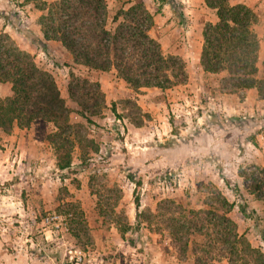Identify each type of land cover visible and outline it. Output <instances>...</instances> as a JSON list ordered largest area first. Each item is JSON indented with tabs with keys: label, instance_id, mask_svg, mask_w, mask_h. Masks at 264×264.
Masks as SVG:
<instances>
[{
	"label": "rangeland",
	"instance_id": "rangeland-1",
	"mask_svg": "<svg viewBox=\"0 0 264 264\" xmlns=\"http://www.w3.org/2000/svg\"><path fill=\"white\" fill-rule=\"evenodd\" d=\"M126 1L106 0L109 23L118 8L128 5ZM131 1L142 2L152 13L150 35L162 53L184 60V83L135 92L114 70L73 64L58 42H49L43 52L1 16L12 9L39 34L41 12L29 0H0V33L8 34L37 66L52 74L70 109V121L79 123V134L98 148L82 167L75 146L71 166L61 169L45 138L49 124L36 122L29 129L14 127L0 135V264H194L190 248L177 254L172 246L164 213L176 205L201 207L211 185L234 203L230 217L238 232L264 254V238L254 221L239 212L232 190H240L264 229V207L245 190L238 175L248 165L264 164V102L257 104L251 96L250 103L239 109L222 105L220 76L203 71L198 26L189 21L203 15L198 0H180L184 24L163 0ZM229 3H243L256 15L252 29L259 41L258 77L264 79V0ZM70 72L100 84L103 101L90 121L67 95ZM5 87L10 86L0 83V95ZM250 89L230 94L258 97L256 89ZM48 215L56 219L44 222ZM80 223L85 228L77 238L73 229ZM215 264L230 263L222 259Z\"/></svg>",
	"mask_w": 264,
	"mask_h": 264
},
{
	"label": "trees",
	"instance_id": "trees-1",
	"mask_svg": "<svg viewBox=\"0 0 264 264\" xmlns=\"http://www.w3.org/2000/svg\"><path fill=\"white\" fill-rule=\"evenodd\" d=\"M29 1L41 12L37 18L39 34L23 24L12 9L1 16L43 52L49 42H58L73 64L87 70H114L116 77L135 92L149 87L166 90L186 81L184 60L178 55H164L159 42L150 35L153 15L142 2L126 1L124 4L128 5L118 8L109 23L106 0ZM163 1L184 24L181 1ZM203 2L216 16L215 22H205L202 29L199 63L203 71L224 73L220 83L226 93L255 88L258 97L264 98V79L258 77L257 66L259 41L252 29L255 13L247 5L230 4L229 0ZM262 67L264 74V58ZM0 83L10 86L9 94L0 96V135L10 133L14 127L29 129L36 122L49 124L51 131L45 138L54 149L59 168L71 166L75 146L80 150V166L86 167L88 155L97 152V145L79 134V123L70 121V109L52 74L37 66L33 56L6 33H0ZM67 95L87 121L99 113L98 103L104 97L97 80L73 72L69 73ZM238 175L245 190L264 207V164L248 165ZM128 176L133 179V175ZM232 190L239 212L254 221L263 239L258 213L249 207L238 188ZM233 205L211 185L201 207L176 205L174 210L167 209L165 229L177 254H186L190 248L194 264H215L222 259L230 264H264L261 249L238 232L237 223L230 217ZM84 228L83 223L76 225L74 236L78 238ZM190 236L200 239L190 241Z\"/></svg>",
	"mask_w": 264,
	"mask_h": 264
},
{
	"label": "crops",
	"instance_id": "crops-1",
	"mask_svg": "<svg viewBox=\"0 0 264 264\" xmlns=\"http://www.w3.org/2000/svg\"><path fill=\"white\" fill-rule=\"evenodd\" d=\"M198 6L200 7L203 15L198 16V17H193V18H189V21L191 23V25L194 26H198V37H199V45H200V49L202 46V29H203V25L205 22H215L216 21V16L214 14V10L208 8L205 6L203 0H198ZM206 72V71H205ZM206 74L208 75H216V76H220V78L224 75V73H218V74H212L209 72H206ZM251 89H248V91H250ZM247 91V92H248ZM9 87H5V92L4 94L0 95V96H5L7 94H9ZM246 92V91H244ZM221 99L219 98V100L221 101L222 105H224L225 107H229L231 106L232 109H239L240 107H245L246 105H248L250 103L249 98L252 97V100L256 101L257 104H259L258 102H261L260 104H263L264 99H259L256 95H241V98H239L238 95L235 94H227V93H223V95H220ZM234 101V103H233Z\"/></svg>",
	"mask_w": 264,
	"mask_h": 264
},
{
	"label": "built area",
	"instance_id": "built-area-1",
	"mask_svg": "<svg viewBox=\"0 0 264 264\" xmlns=\"http://www.w3.org/2000/svg\"><path fill=\"white\" fill-rule=\"evenodd\" d=\"M54 219H56V216L55 215H52V216L51 215L50 216L48 215V216H45L44 217L43 221L46 222V223H48L49 221H54Z\"/></svg>",
	"mask_w": 264,
	"mask_h": 264
}]
</instances>
